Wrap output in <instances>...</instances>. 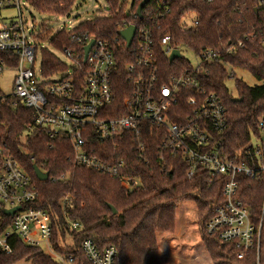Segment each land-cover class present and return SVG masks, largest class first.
<instances>
[{
  "label": "trees",
  "instance_id": "16d2710c",
  "mask_svg": "<svg viewBox=\"0 0 264 264\" xmlns=\"http://www.w3.org/2000/svg\"><path fill=\"white\" fill-rule=\"evenodd\" d=\"M40 14L67 16L76 0H22ZM111 6L109 16L98 17L81 23L73 32L59 31L49 41L57 53L66 48H75L73 33L87 35L110 43L119 39L116 49L117 70L114 77V101L111 109L122 110V103L129 96L130 85L126 81L125 66L133 60L132 52L119 38V32L135 25L152 31L155 53L159 65L161 84H168L172 77H180L194 70L193 64L184 57L169 62L161 44L165 35L171 39L168 48H188L199 55L213 50L218 60L204 65L206 73L198 79L209 91L216 93L227 111V129L221 136L211 132L214 139H222V152L229 158L242 152L252 136L258 135V123L264 116V0H150L143 8L141 18L137 9L143 0H104ZM164 9L170 14L159 18ZM130 14H127L126 11ZM187 17L198 22L194 28H185ZM50 33H45L47 39ZM243 42L244 48H238ZM82 52V46L78 47ZM43 74H53L66 69V64L52 51L42 49ZM3 54L0 53V61ZM81 65L83 62L81 61ZM230 68V70L228 69ZM235 70L250 73L260 86H248L236 78ZM233 78L236 95L226 86ZM83 79V75L79 76ZM193 91H182L180 107L182 117L190 113L187 100ZM234 99H241L235 102ZM109 116H119L118 112ZM173 121H178L174 118ZM0 138L7 143L12 154L31 177L39 191V197L31 204L33 208L47 212L53 224L52 243L59 252H65L59 243L71 237L74 254L82 264H89L79 246L84 239H92L104 249H117L115 264H162L159 254V235H173L176 229V209L181 202L193 201L197 208L199 233L212 264H264V179L250 180L240 175V199L248 208L250 219L257 227L262 222L260 247L250 249L238 259L240 250L233 244H225L209 236L206 222L214 206L222 202L223 177L216 176L209 185L210 174L199 168L188 179V165L180 156L162 153L160 146L164 135L156 130L145 132L146 162H141L134 145L110 147L115 159L124 158L128 168L123 175L141 181L142 188L132 193L121 185L119 177H110L76 165L72 148L66 138L50 139L40 128H34L25 142L22 136L27 126L33 123L32 113L6 104L1 107ZM130 139V135L128 136ZM34 166L49 174L47 181H39ZM113 207L117 213L114 214ZM70 222H79V231L71 230ZM4 228V226L2 227ZM14 252H0V264H15L26 258L30 264H57L50 256L36 248L14 242ZM68 252V251H67Z\"/></svg>",
  "mask_w": 264,
  "mask_h": 264
},
{
  "label": "built area",
  "instance_id": "2783aa9c",
  "mask_svg": "<svg viewBox=\"0 0 264 264\" xmlns=\"http://www.w3.org/2000/svg\"><path fill=\"white\" fill-rule=\"evenodd\" d=\"M24 3L22 0H0V53L3 54L0 76L4 71L16 73L9 93L0 88V111L6 104L12 109L23 107L32 113L33 123L27 126L22 142L32 135L34 128L44 130L50 139L66 138L76 165L119 177L123 188L132 193L142 188L141 181L123 175L128 168L127 161L115 159L109 149L111 146L124 148L134 141L140 161L146 162L145 132L154 129L157 135L165 137L160 151L173 157L180 156L186 162L188 179L194 177L199 168L210 174L209 185L213 184L214 177H223L222 202L214 206L205 225L206 233L222 243L235 245L240 250L238 259L250 249L258 251L262 222L258 227L252 223L249 210L240 199L238 178L244 175L253 181L264 179V116L258 123V135L252 136L242 152L234 158L222 152V139L215 140L211 132L218 136L224 133L228 125L227 111L219 96L198 79L200 73L207 72L205 64L218 60L217 53L213 50H205L199 55L192 52L196 61L191 62L194 70L172 77L168 84H161L153 33L148 28L136 27L131 45L134 46L133 60L124 69L130 85L129 96L124 99L122 110H116L120 115L110 117L116 112L111 105L117 70L114 46L119 39L110 43L73 33L76 47L60 53L72 67L66 65L63 71L68 73L54 80L63 71L52 76L43 74L41 51L44 48L40 47V43L48 39H43L44 34H51L52 30L47 24L28 26L22 15ZM163 11L159 18L170 14V9ZM126 13L130 14L128 10ZM197 24L190 17L184 21L187 29ZM75 29L61 31L73 32ZM170 39V35L161 39L167 58L173 51L168 48ZM91 41L94 44L84 61L85 47ZM238 48H244V43L239 42ZM182 91L194 92L187 100L190 113L186 117H182V111L178 109ZM174 118L178 121H173ZM3 126L0 121V129ZM38 197V188L31 177L0 138V252L13 254L14 242L18 241L40 250L57 264H82L74 254L73 244L68 252L55 249L50 215L31 206ZM17 207L20 209L13 215L5 214ZM67 222L71 230L82 228L79 222ZM79 251L89 264H115L117 258L116 247L100 249L92 239H84Z\"/></svg>",
  "mask_w": 264,
  "mask_h": 264
},
{
  "label": "rangeland",
  "instance_id": "374dc122",
  "mask_svg": "<svg viewBox=\"0 0 264 264\" xmlns=\"http://www.w3.org/2000/svg\"><path fill=\"white\" fill-rule=\"evenodd\" d=\"M123 1V0H122ZM132 0H128V8ZM22 15L28 26H40L47 24L52 30L48 39L40 43V47L54 52L68 67L72 63L60 53L55 52L51 47L50 39L59 31H71L81 23L98 17L110 15L111 6L104 0H76L71 12L64 17L40 14L28 4L22 6ZM182 57L195 63V57L191 50L185 47L178 49ZM230 70V68H228ZM236 78L242 80L248 86H260L262 82L257 81L250 73L242 70H235ZM68 72L63 71L54 80L60 79ZM15 71H4L0 76V88L4 93L12 89ZM226 86L233 95H236V86L233 78L226 80ZM159 254L162 264H212L199 233L197 208L193 201L181 202L176 209V229L173 235H159ZM72 246L71 237L66 242H61V248L70 251ZM15 264H30L26 258L17 261Z\"/></svg>",
  "mask_w": 264,
  "mask_h": 264
},
{
  "label": "water",
  "instance_id": "95a60500",
  "mask_svg": "<svg viewBox=\"0 0 264 264\" xmlns=\"http://www.w3.org/2000/svg\"><path fill=\"white\" fill-rule=\"evenodd\" d=\"M150 2V0H143L138 9H137V15L141 18V15H142V10L143 8ZM135 34H136V26L134 25H130L129 27H127L126 29L122 30L119 32V36L126 42V46L127 48L131 47L132 43H133V40H134V37H135ZM94 44V41H91L89 45H87L85 47V53H84V61H86V58L92 48ZM182 56L180 54V51L179 50H173L171 55L169 56V62L170 63H173L176 59H180ZM235 102H240L241 99H234ZM34 172H35V175L37 177V179L39 181H47L49 179V174L47 172H44L42 169H40L39 167L37 166H34ZM20 208L17 207L13 210H9V211H6L5 214L6 215H13L14 212L16 210H19ZM111 209L113 210V213L116 214L117 211L111 207Z\"/></svg>",
  "mask_w": 264,
  "mask_h": 264
},
{
  "label": "crops",
  "instance_id": "0c3cea01",
  "mask_svg": "<svg viewBox=\"0 0 264 264\" xmlns=\"http://www.w3.org/2000/svg\"><path fill=\"white\" fill-rule=\"evenodd\" d=\"M159 249H160V247H159Z\"/></svg>",
  "mask_w": 264,
  "mask_h": 264
}]
</instances>
